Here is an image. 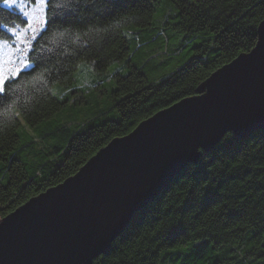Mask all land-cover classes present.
<instances>
[{
  "label": "trees",
  "instance_id": "16d2710c",
  "mask_svg": "<svg viewBox=\"0 0 264 264\" xmlns=\"http://www.w3.org/2000/svg\"><path fill=\"white\" fill-rule=\"evenodd\" d=\"M45 11L32 67L0 98V220L250 52L264 0H49ZM25 21L0 0V39ZM92 264H264V128L227 132Z\"/></svg>",
  "mask_w": 264,
  "mask_h": 264
},
{
  "label": "water",
  "instance_id": "95a60500",
  "mask_svg": "<svg viewBox=\"0 0 264 264\" xmlns=\"http://www.w3.org/2000/svg\"><path fill=\"white\" fill-rule=\"evenodd\" d=\"M264 128V20L248 53L213 72L198 94L115 138L62 183L0 220V264H92L134 214L227 132Z\"/></svg>",
  "mask_w": 264,
  "mask_h": 264
},
{
  "label": "snow or ice",
  "instance_id": "6c2138e0",
  "mask_svg": "<svg viewBox=\"0 0 264 264\" xmlns=\"http://www.w3.org/2000/svg\"><path fill=\"white\" fill-rule=\"evenodd\" d=\"M2 3L9 9L22 6L21 11L26 17V27L20 32L12 31V35L15 37L17 44H23L25 48L16 47L12 49L11 43L8 40L0 39V98H3L6 94V82L9 79L17 78L22 69L32 67V64L27 58V52L31 46L30 40L48 25L45 10L49 5V0H27V2L26 0H2ZM29 33L31 37H29ZM17 52L21 53L19 64H16L13 59Z\"/></svg>",
  "mask_w": 264,
  "mask_h": 264
},
{
  "label": "rangeland",
  "instance_id": "374dc122",
  "mask_svg": "<svg viewBox=\"0 0 264 264\" xmlns=\"http://www.w3.org/2000/svg\"><path fill=\"white\" fill-rule=\"evenodd\" d=\"M26 2H27V0H26ZM21 7L22 6L13 7V8H16L17 10H19L23 14V16L25 17L24 13L21 11ZM25 11H27V9H25ZM25 19H26V17H25ZM25 27H26V24H25V26L18 27L17 29H14L13 31L20 32ZM29 37H31L30 33H29ZM9 42L11 43L12 49H15L16 47L25 48V45H23V44H19L18 45L17 44V42L15 41V37L13 35H12V40L9 41ZM30 42H31V40H30ZM20 56H21V53H18V52L15 53L13 59L15 60L16 64L20 63V59H19ZM154 73L155 72H153V73L151 72L150 75H153ZM80 78L83 81L82 85L87 87V88H89V89H93L96 85L99 84V82H94V71H93V68H92L91 64H88V63L87 64H82V72H81Z\"/></svg>",
  "mask_w": 264,
  "mask_h": 264
}]
</instances>
